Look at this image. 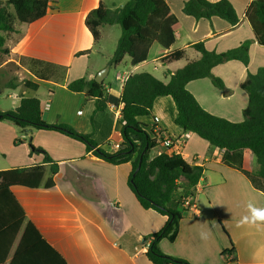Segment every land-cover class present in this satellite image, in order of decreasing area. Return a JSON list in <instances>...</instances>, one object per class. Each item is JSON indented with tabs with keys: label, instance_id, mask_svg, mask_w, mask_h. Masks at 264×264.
<instances>
[{
	"label": "crops",
	"instance_id": "obj_1",
	"mask_svg": "<svg viewBox=\"0 0 264 264\" xmlns=\"http://www.w3.org/2000/svg\"><path fill=\"white\" fill-rule=\"evenodd\" d=\"M127 1L48 0L46 14L41 19L16 25L17 33H2L9 54L0 64L3 74L0 95L7 89L10 103L7 108L0 106V112L15 109L21 97L37 98L46 123L66 124L79 133L90 134L97 147L114 153L121 143L120 123L108 110V104L119 103L123 82L116 79L117 75L127 78L146 72L167 82L166 72L172 73L187 60L198 57L192 45L202 42L206 50L220 53L248 40L251 44L247 68L238 61H228L211 70L222 81L224 90L215 87L208 78L186 85L205 111L231 122H241L247 94L240 84L247 69L254 73L264 67V47L253 41V32L244 18L252 0H228L239 20L234 28L217 17L195 20L184 15L185 0H165L181 25L167 50L153 43L146 60L136 65H131L127 56L118 65L92 63L97 42L85 25L86 15L100 3L112 9ZM105 26L100 28V37ZM178 49L186 50L187 59L161 62L169 52ZM29 60L42 62L43 66H33ZM9 63L15 64L14 70H6ZM106 66L108 72L111 67L119 71L113 77L116 89L111 83L105 84L108 72L103 79L104 100L68 91L69 82L94 79ZM175 116L172 99L164 96L155 99L151 115L138 118L148 130L156 126L164 131L187 163L203 168L195 196L177 208L183 211L174 240H160V251L189 264H264V254L257 256L264 249V222H245L246 217H251L250 203L264 209V182L254 175L258 170L254 155L244 149L241 169L232 168L223 161V150L183 131L174 123ZM0 129L6 131L0 141L6 140L11 150L1 155L0 171L42 164L41 155L29 156L26 140L43 149L58 166L53 187L12 186L10 191L26 220L66 264H152L144 254L148 242L143 236L159 231L166 219L143 209L137 202L126 183L129 163L111 165L86 152L82 143L55 131H32L18 136V130L4 121L0 122ZM16 138L23 140L22 149L10 148V142ZM16 149L21 150L17 155L13 151ZM0 152H4L1 147ZM168 206L175 208L176 203ZM228 239L233 253L226 257L221 252L229 248Z\"/></svg>",
	"mask_w": 264,
	"mask_h": 264
},
{
	"label": "trees",
	"instance_id": "obj_2",
	"mask_svg": "<svg viewBox=\"0 0 264 264\" xmlns=\"http://www.w3.org/2000/svg\"><path fill=\"white\" fill-rule=\"evenodd\" d=\"M47 8L48 0H0V64L9 54L4 47L2 33H17L16 25H28L41 19ZM182 13L195 20L217 17L232 28L239 22L228 0H185ZM244 18L253 32V41L264 47V0H252ZM85 25L94 42L100 38L101 27H120V36L109 62L113 65H118L125 56L130 59L131 65L145 61L153 43L167 50L181 27L165 0H128L112 9L100 3L86 15ZM250 44L251 41L245 40L232 49L217 53L206 50L202 42L196 43L191 48L198 53V57L187 60L182 68L172 73L166 72L167 82L146 72L129 75L119 96L124 123L120 125L121 143L114 153L97 147L90 134L79 133L66 124L46 123L42 119L40 101L34 97H21L15 109L0 112V121L11 123L23 134L55 131L82 143L86 152L111 165L129 163L131 168L126 183L137 202L143 209L152 210L166 219L159 231L143 236L148 242L144 252L146 258L152 264H189L162 253L158 243L163 238L174 240L183 211L177 208L195 196L203 168L187 163L179 154L150 157L158 143L152 130L142 125L138 118L151 115L156 98L170 97L176 108L174 123L177 126L223 150V161L238 170L242 166V151L250 150L258 165L254 175L264 182V67L254 73L247 69L246 78L240 84L247 94L241 122H231L208 113L186 89L189 82L208 78L215 87L224 90L222 81L212 75V68L228 61H238L247 68ZM186 57V50L178 49L169 52L161 62L170 63ZM29 63L43 66L36 60H29ZM66 87L72 93H84L89 99H105L104 84L94 79H76ZM21 143V140L14 142ZM29 149V156H42V164L0 171V264H66L26 220L10 191L12 186L45 189L54 186L57 164L43 149L30 143ZM171 202L176 203L175 208L168 206ZM228 243L229 248L222 250V256L233 253L229 239Z\"/></svg>",
	"mask_w": 264,
	"mask_h": 264
},
{
	"label": "rangeland",
	"instance_id": "obj_3",
	"mask_svg": "<svg viewBox=\"0 0 264 264\" xmlns=\"http://www.w3.org/2000/svg\"><path fill=\"white\" fill-rule=\"evenodd\" d=\"M124 1H126V0H115L116 3H123ZM120 32H121V30H120V27L118 25H113V26L107 25V26L104 27V30L102 31L101 37L97 41V45H96L95 50L93 52L94 55L91 56L92 57L91 58V62L92 63H94V62H106V63H109L111 61L113 52H114L116 44H117V40H118V38L120 36ZM15 67L16 66H15L14 63H9L7 65V69L6 70L11 71V70H14ZM101 70H103V69H101ZM115 71H119V70H115ZM115 71H114L113 67H111L109 72H108V74H107V76H106V78H105V84L111 83L113 89H116V83L113 80ZM2 72H4V70H2ZM1 74L2 73H0V76H1ZM96 75H97V73H96ZM2 81L3 80H1V83H2ZM1 85H3V83ZM6 94H8L7 89H4V92L0 95V106L7 108L9 103H10V101H9V99H7ZM0 122H3V121H0ZM4 122H6V121H4ZM7 124H11V123L7 122ZM15 129H16V127H15ZM16 131H17V129H16ZM17 133H18V136H19V134H20L19 131H17ZM3 134H6V131H2L0 129V137ZM16 140H19V138H16L14 140L12 139V141L10 142V145H11L10 148L14 147V148L22 149L21 144L24 143L23 140H21L22 143L19 144V145L18 144H14V142ZM25 143L29 146L28 140H26ZM0 147L4 150V152H0V163H2L1 155L4 154L5 152L11 153L10 152L11 150H8L9 146L7 145L6 140L5 141H0ZM20 149H18V150L16 149V150H13V151L17 155V154H19L21 152ZM219 229H220V227H219Z\"/></svg>",
	"mask_w": 264,
	"mask_h": 264
},
{
	"label": "built area",
	"instance_id": "obj_4",
	"mask_svg": "<svg viewBox=\"0 0 264 264\" xmlns=\"http://www.w3.org/2000/svg\"><path fill=\"white\" fill-rule=\"evenodd\" d=\"M116 79L122 81L123 83L127 79L125 76L117 75ZM121 104H108V110L112 112L114 119L122 125L124 122L121 118ZM152 130L155 139L157 140V147L152 151L150 157L160 156L162 154L171 155V154H179L178 150L174 149V141L162 130L153 126ZM119 149V148H118Z\"/></svg>",
	"mask_w": 264,
	"mask_h": 264
},
{
	"label": "clouds",
	"instance_id": "obj_5",
	"mask_svg": "<svg viewBox=\"0 0 264 264\" xmlns=\"http://www.w3.org/2000/svg\"><path fill=\"white\" fill-rule=\"evenodd\" d=\"M249 211L251 212V217H246L245 222L251 224H257L259 222H264V209H257L251 203L249 204ZM264 254V249L257 253V256Z\"/></svg>",
	"mask_w": 264,
	"mask_h": 264
},
{
	"label": "water",
	"instance_id": "obj_6",
	"mask_svg": "<svg viewBox=\"0 0 264 264\" xmlns=\"http://www.w3.org/2000/svg\"><path fill=\"white\" fill-rule=\"evenodd\" d=\"M109 67L106 66L101 70L100 72L97 73V75L94 77V81L101 84L103 79L105 78L107 72H108Z\"/></svg>",
	"mask_w": 264,
	"mask_h": 264
}]
</instances>
